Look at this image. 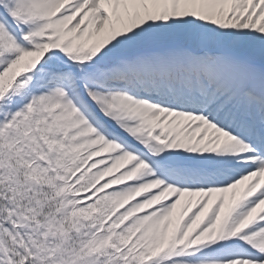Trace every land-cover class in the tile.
Segmentation results:
<instances>
[{
	"label": "snow or ice",
	"instance_id": "snow-or-ice-1",
	"mask_svg": "<svg viewBox=\"0 0 264 264\" xmlns=\"http://www.w3.org/2000/svg\"><path fill=\"white\" fill-rule=\"evenodd\" d=\"M0 264H264V0H0Z\"/></svg>",
	"mask_w": 264,
	"mask_h": 264
}]
</instances>
